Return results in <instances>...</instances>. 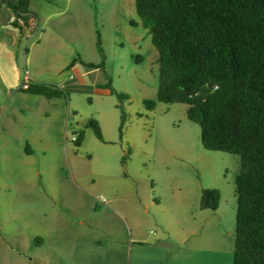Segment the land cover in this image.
I'll return each mask as SVG.
<instances>
[{"label": "rangeland", "instance_id": "1", "mask_svg": "<svg viewBox=\"0 0 264 264\" xmlns=\"http://www.w3.org/2000/svg\"><path fill=\"white\" fill-rule=\"evenodd\" d=\"M29 10L32 30L20 19L11 25L12 10L0 8V70L12 77L7 92L29 68L66 82L82 62L124 97L69 88L65 98L40 103L0 87V264H155L158 223L177 241L206 221L222 226L220 262L232 264L239 157L204 149L187 105L156 100L158 53L134 1L30 0ZM11 33L20 38L13 45ZM69 100L79 121L67 114ZM79 133L77 147L72 138ZM207 188L220 193L216 210L199 208Z\"/></svg>", "mask_w": 264, "mask_h": 264}, {"label": "trees", "instance_id": "2", "mask_svg": "<svg viewBox=\"0 0 264 264\" xmlns=\"http://www.w3.org/2000/svg\"><path fill=\"white\" fill-rule=\"evenodd\" d=\"M133 1L158 53L156 100L187 105L188 117L200 127L202 147L239 157L232 264H264V0ZM2 6L12 10L15 27L18 19L26 25L35 17L30 0H0ZM104 87L119 100L124 97L108 78ZM22 91L46 98L67 95L43 83ZM144 104L151 110L155 101ZM88 126L102 140L97 122ZM83 139L77 134L75 145ZM25 149L31 152L28 145ZM219 197L217 189H203L199 208L216 210Z\"/></svg>", "mask_w": 264, "mask_h": 264}, {"label": "crops", "instance_id": "3", "mask_svg": "<svg viewBox=\"0 0 264 264\" xmlns=\"http://www.w3.org/2000/svg\"><path fill=\"white\" fill-rule=\"evenodd\" d=\"M11 23L12 21L10 22V24ZM19 31L21 32V30ZM9 32H11V30ZM9 38L12 45H13V41L14 42L15 40H17V42L20 41V38L15 33H11ZM12 53L13 50L12 51L7 50L5 54L9 56ZM27 61L28 63H30L29 58L27 59ZM6 68H8V66H6ZM48 68L49 67H47L46 65H43L42 67H40V70L42 72L43 71L48 72L49 71ZM71 70L74 73V77L73 79L65 82L63 81V79H61L58 76H54V75L49 76L48 73L45 74L47 75V77H45L44 75L38 74L39 72L36 73L35 70L31 72L29 68V73L18 75V77H16V83H15L16 85L12 87L10 91L7 92L6 91L7 81L9 79L11 82L12 77L9 75V71H5L1 69L0 87L5 86L4 87L5 89H3L5 94L11 93L14 95L18 93L20 90L22 91L20 87L24 80V77L27 76L29 78V84H36V83L51 84L63 91L64 89L68 90L69 88H74V89L92 88V91L95 95L103 96V97L107 95H111L109 89L104 87V85L106 84V80L101 70H98L93 67H86L82 62H78L77 64L73 65ZM26 95H31V94H26ZM32 97L41 99L40 103H43L44 100L42 99H50V100L54 99V98H46L44 96H39V95H33ZM67 114H71L76 121L80 120V117L75 114L73 106L70 104V100H69V104L67 105ZM111 212L113 213V215L117 217L120 224L124 223L121 217L122 216L121 213H117L115 211L114 212L111 211ZM188 217H191L193 219V215H191V212H189ZM206 217H210V216L206 215ZM204 224L206 227H203L201 223L199 226L200 227L199 231L198 228L197 229L188 228L187 229L189 230L188 233H186L184 237H181L177 239V241H175V239L172 238V233L169 232V230L162 223H158L160 232L155 238V241L151 243L153 247L158 248L157 255L155 258V264H175L176 260H178V264H221L219 256L223 252L222 242L224 237L221 233L222 226L220 227L219 225L216 224L214 225V223L211 221H206ZM208 224H210L209 227H207ZM197 232L201 234L200 240L198 242L189 240L191 239L189 238V236H194L197 234ZM188 240L189 242H192L194 244L192 248L188 247V245L186 244ZM122 243L126 245L125 240H122ZM140 243H142V241H140ZM184 245L185 247H183ZM10 249L12 250L13 248Z\"/></svg>", "mask_w": 264, "mask_h": 264}, {"label": "built area", "instance_id": "4", "mask_svg": "<svg viewBox=\"0 0 264 264\" xmlns=\"http://www.w3.org/2000/svg\"><path fill=\"white\" fill-rule=\"evenodd\" d=\"M37 26L36 19L34 17H29L26 21V27L28 30H32ZM30 31H27L26 38H30ZM29 86V78L27 76L24 77V80L21 84L20 89L26 90ZM76 137H73L72 140L75 141Z\"/></svg>", "mask_w": 264, "mask_h": 264}]
</instances>
